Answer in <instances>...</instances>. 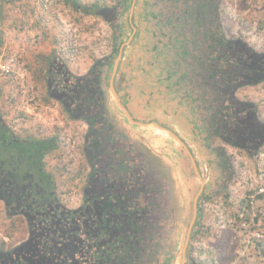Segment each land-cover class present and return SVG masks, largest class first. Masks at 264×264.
<instances>
[{"label": "rangeland", "instance_id": "rangeland-1", "mask_svg": "<svg viewBox=\"0 0 264 264\" xmlns=\"http://www.w3.org/2000/svg\"><path fill=\"white\" fill-rule=\"evenodd\" d=\"M160 1L79 0L103 4L107 15L121 4L112 27L64 0H0V116L15 117L6 122L20 139H55L44 169L61 200L76 207L89 173L82 153L87 125L46 100L34 72L40 54L60 53L78 75L102 60L105 124L134 151L144 185L158 179L169 196L162 222L168 232L162 229L149 264H264V141L249 156L210 132L198 102L201 80L193 75L201 64L193 49L198 19L189 15V0L175 16ZM212 3L228 36L264 54L263 0H194L193 17ZM235 98L264 124V80ZM25 237L22 219H8L0 203V242L11 247Z\"/></svg>", "mask_w": 264, "mask_h": 264}, {"label": "trees", "instance_id": "trees-1", "mask_svg": "<svg viewBox=\"0 0 264 264\" xmlns=\"http://www.w3.org/2000/svg\"><path fill=\"white\" fill-rule=\"evenodd\" d=\"M189 1L188 12L193 19L194 0ZM165 2L169 3L172 16L180 12L183 15V6L188 4L186 0L159 3ZM64 3L86 16L102 17L112 27L121 6L107 15L104 11L107 8L97 2L82 5L79 0H64ZM213 4L210 6L215 8ZM218 29V39H224L220 36L223 28ZM218 55L221 66L215 59L212 77L207 67L213 61L206 59L205 52L200 56L198 102L205 109L201 116L213 135L252 156L264 139V124L257 119L255 108L226 94V85L233 81L226 79V57L223 52ZM233 62L237 63L235 59ZM104 63L97 60L86 74L78 75L60 53L40 54L34 72L39 76L36 83H45L49 96L60 102L70 119L89 126L83 155L91 173L87 175L79 209H68L57 197L55 183L44 169V158L57 148L56 141L20 139L0 118V201L6 203L10 214H28V238L11 247L2 240L0 264H147L154 250L150 239L156 231L168 232L169 224L163 226L162 219L169 212L157 196L158 187L152 185L154 181L149 182L150 186L144 185L140 168L135 165L136 156H132L134 151L122 144L119 135L105 124L104 95L100 88ZM149 170L153 174V166Z\"/></svg>", "mask_w": 264, "mask_h": 264}, {"label": "flooded vegetation", "instance_id": "flooded-vegetation-1", "mask_svg": "<svg viewBox=\"0 0 264 264\" xmlns=\"http://www.w3.org/2000/svg\"><path fill=\"white\" fill-rule=\"evenodd\" d=\"M214 9L215 8H213L212 6L209 5L205 12H203V10H202L200 12V14L198 15V17H193V20L198 19L197 23L194 24L197 26L198 31L194 32L193 26L191 25L190 31H188V32L189 33L194 32L195 41L197 42V44L194 45V48L192 46V48L194 49V56L196 58L195 61H196L197 66H199L200 56L204 52H205L206 59L210 60L209 62L213 61V64L208 63V67H207L209 70V75L211 77H212V75L215 74L213 67L216 65V63H214V60L217 59V61H216L217 65L220 67L221 66V59H220V57H218L219 56L218 53L223 52V55L226 57V60H227L226 61V79H230L233 81L232 84L226 85V94H229V95L235 97L236 92L238 90H240L241 88L252 87L255 84H258L259 81L264 80V54L258 55L249 45H247L241 39H233L231 36H228L227 28L226 29L223 28L222 24L218 26V23H216V22H219L220 19L215 17ZM205 16H206V18H205ZM219 27H220V29L223 28L220 36L224 37V39H218V37H217V34H219V29H218ZM195 50H196V52H195ZM233 59L236 60V62H237L236 64L233 62ZM205 63H206V61H205ZM198 69H199V67H197L196 70L193 71V75L197 79L199 78V75H200ZM246 69H247V71H246ZM46 95H47V97H50L48 94L47 88H46ZM51 99H54V98L51 97ZM55 101H57L56 98H55ZM57 102L60 103L59 101H57ZM248 107H251V106L248 105ZM65 115H66V113H65ZM75 121H81V120H75ZM100 124H102V128H104V123L100 122ZM88 127L89 126L87 125V131L85 132V134L83 136V149H82L83 151H82V153L85 151L84 145H85L86 141L88 140V138H87V136H88L87 134H88V130H89ZM257 138H259V137H257ZM30 139L31 140L46 139V140H54L55 141V139H53V137H45V138H41V139L30 138ZM262 141H264V139ZM262 141L261 142L259 141V142L262 143ZM56 149H54V150H56ZM54 150L49 151V153L53 152ZM89 172L91 173L90 167H89ZM46 173H48V172H46ZM48 174L51 176L50 173H48ZM86 181H87V179H86ZM153 183L154 184H152V185L154 187H158L157 188V196L159 197L160 201L162 202V205H165L169 208V204H168L169 201H165V198L169 197V196H167L168 192L164 191L163 187H161V185H159L158 179H157V181H154ZM86 186H87V182H85L82 185L79 204L76 207L71 208L68 205H66L65 202H63L61 200L60 194L57 192L58 187L56 184L54 185L56 193H57V197L70 210H76L82 206L83 197H84L83 190H85ZM0 203L4 206V210L6 212V217L8 219L20 217L24 221V222L23 221L22 222L26 228V237L24 238L26 240L28 238V231H27V229H28V225H27L28 224V214H23L22 212H19V213L18 212H12L10 214L9 210L7 209L6 203H4L2 201H0ZM158 203H160L159 200H158ZM169 215L170 214H168V216ZM159 219H161V217ZM159 219H158V221H159ZM167 220H168V217L166 219L163 218L162 222H165ZM161 233H162V231H160V232L156 231L154 233V236L150 239L151 240L150 244H151L153 249L154 248L156 249V247H158L157 241L161 238ZM24 239L21 240L20 242H18L17 244H15V246H17V245L21 244V242L25 241ZM1 256L2 255L0 254V257ZM147 264H149V262Z\"/></svg>", "mask_w": 264, "mask_h": 264}, {"label": "crops", "instance_id": "crops-1", "mask_svg": "<svg viewBox=\"0 0 264 264\" xmlns=\"http://www.w3.org/2000/svg\"><path fill=\"white\" fill-rule=\"evenodd\" d=\"M1 96H2V89H1V91H0V98H1ZM0 118H1V116H0ZM8 118L11 119V120H13L15 117H14L13 115H10V116H6L4 119L1 118V121L4 123V125H5L7 128H9L8 125H7V122H6V120H8ZM167 119L169 120L170 123H173V122H174V120H173V116L168 117ZM9 129H10V128H9ZM10 130H11V129H10ZM11 131H12V130H11Z\"/></svg>", "mask_w": 264, "mask_h": 264}, {"label": "built area", "instance_id": "built-area-1", "mask_svg": "<svg viewBox=\"0 0 264 264\" xmlns=\"http://www.w3.org/2000/svg\"><path fill=\"white\" fill-rule=\"evenodd\" d=\"M6 68L7 67L3 66V67H1V70H6L5 72H8ZM8 70H9V68H8Z\"/></svg>", "mask_w": 264, "mask_h": 264}]
</instances>
